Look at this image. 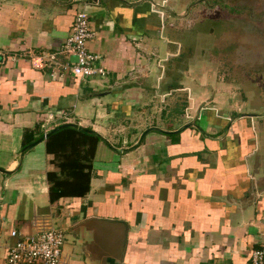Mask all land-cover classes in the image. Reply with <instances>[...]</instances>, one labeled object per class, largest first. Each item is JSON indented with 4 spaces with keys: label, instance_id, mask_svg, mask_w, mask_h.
Here are the masks:
<instances>
[{
    "label": "crops",
    "instance_id": "0c3cea01",
    "mask_svg": "<svg viewBox=\"0 0 264 264\" xmlns=\"http://www.w3.org/2000/svg\"><path fill=\"white\" fill-rule=\"evenodd\" d=\"M166 3L0 0V169L12 171L0 173V264L10 230L47 227L62 230L66 264H246L264 243V131L250 126L259 115L231 118L199 108L201 98L190 106L195 123L169 120L185 87L158 58L161 41L176 43L161 36ZM79 11L103 78L57 66ZM69 123L104 142L94 147L88 193L49 204L44 140L14 170L16 156L35 133Z\"/></svg>",
    "mask_w": 264,
    "mask_h": 264
},
{
    "label": "rangeland",
    "instance_id": "374dc122",
    "mask_svg": "<svg viewBox=\"0 0 264 264\" xmlns=\"http://www.w3.org/2000/svg\"><path fill=\"white\" fill-rule=\"evenodd\" d=\"M166 1L161 36L176 43L161 41L158 58L167 76L185 87L169 120L195 123L190 106L204 98L199 108L227 110L231 118L258 114L250 126L264 131V0ZM170 12L177 16L168 18ZM164 49L173 55L165 57ZM165 119L170 122L167 114Z\"/></svg>",
    "mask_w": 264,
    "mask_h": 264
},
{
    "label": "built area",
    "instance_id": "2783aa9c",
    "mask_svg": "<svg viewBox=\"0 0 264 264\" xmlns=\"http://www.w3.org/2000/svg\"><path fill=\"white\" fill-rule=\"evenodd\" d=\"M92 36L93 33L88 29V16L83 11L76 12L70 33L59 51L66 61L57 65L61 72L69 71L78 79L105 76L106 70L99 63V57L86 49V42ZM72 58H75L74 62L70 61ZM47 62L54 63L52 55L47 57ZM8 235L12 243L6 248L3 264H66L61 256L64 242L61 229L47 227L33 234L10 230ZM246 264H264V243L251 252Z\"/></svg>",
    "mask_w": 264,
    "mask_h": 264
},
{
    "label": "trees",
    "instance_id": "16d2710c",
    "mask_svg": "<svg viewBox=\"0 0 264 264\" xmlns=\"http://www.w3.org/2000/svg\"><path fill=\"white\" fill-rule=\"evenodd\" d=\"M35 134V140L42 136V133ZM98 140L97 136L65 128L43 141L44 152L50 157L48 165L53 168L45 173L49 204L65 198L80 199L88 193L92 157Z\"/></svg>",
    "mask_w": 264,
    "mask_h": 264
},
{
    "label": "water",
    "instance_id": "95a60500",
    "mask_svg": "<svg viewBox=\"0 0 264 264\" xmlns=\"http://www.w3.org/2000/svg\"><path fill=\"white\" fill-rule=\"evenodd\" d=\"M70 61H73V62H74V61H75V58L70 59ZM65 128H70V129L77 130V131H79V132H85V133H87V134L97 136V138H98L99 140L103 141L102 138H101L100 136H98L95 132H93L92 130H88V129L82 128V127H80V126H78L77 124H74V123L61 124V125H59V126L53 128V129L47 131V132L44 133L41 137H39L38 139H36L34 142H32V143H30V144L24 146L23 148H21V149L19 150L17 156H16V167H15L14 170H16V169L19 167L20 162H21V159H22V156H23V154H24L27 150L31 149V148L34 147L36 144H38V143L42 142L43 140H45V139H46L49 135H51L52 133H55L56 131H59V130H61V129H65ZM149 130H150V129H148V130H146V131H149ZM146 131H145V132H146ZM145 132L140 136V138H139L138 141H140V139H141L142 136L145 134ZM103 142H104V141H103ZM119 151L122 152L123 150H119ZM0 173H2V174H10V173H12V171L9 172V171H6V170H2V169H0Z\"/></svg>",
    "mask_w": 264,
    "mask_h": 264
}]
</instances>
